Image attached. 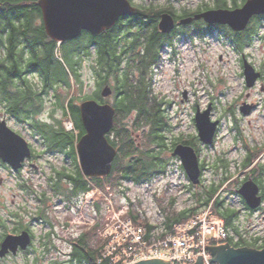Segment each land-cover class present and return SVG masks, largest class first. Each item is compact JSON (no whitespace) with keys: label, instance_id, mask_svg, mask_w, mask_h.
<instances>
[{"label":"trees","instance_id":"16d2710c","mask_svg":"<svg viewBox=\"0 0 264 264\" xmlns=\"http://www.w3.org/2000/svg\"><path fill=\"white\" fill-rule=\"evenodd\" d=\"M39 1L0 0V47L3 50L0 54V113L28 126L33 137L42 140L44 153L64 154L67 160L74 163V171L67 168L61 171L55 169L48 177L47 188L43 191H37L33 184H20L27 196L37 201L38 207L32 215V221L48 227L40 243L45 250L44 254H48L58 249L54 241L57 236L56 217L52 215L49 206L54 198H58L66 210H72L92 184L102 189L106 185L121 187L127 182L137 186L151 184L166 174L169 166V160L163 158L166 149L170 150L180 143L195 146L194 140L181 138L173 142L172 147H168L166 134L172 129L165 115L168 104L158 96H152L150 79L160 67L163 51L175 46L177 34L160 33L159 16L168 12L175 18L182 19L193 16L202 9L196 12L184 10L179 15L174 5L181 0H168L171 6L158 12L139 6L133 16L123 18L114 29L96 37L84 35L62 45V60L57 56L58 43L51 40L45 30ZM246 1L212 0L215 9H230V6L235 9ZM205 8L208 10L210 7L206 5ZM260 24L264 26V16L255 18L243 33L233 32L227 27H220V30L240 53L253 45ZM204 25L202 22L196 23L198 34H204ZM6 30H9L8 36H5ZM189 33L180 31V36H193ZM92 57L94 63L91 69L97 77L99 90L95 97L88 98L97 97L96 100H101L100 93L104 87H100L109 85L110 78L116 83L112 89L117 98L114 105L115 125L108 139L118 153L112 174L104 179L86 178L79 170L75 151V143L85 135V129L79 107L71 96L72 80L79 85L83 84L80 73L82 63ZM262 68L264 74V65ZM49 99L53 100L54 110L49 118H43L41 114ZM58 110L62 112L61 117L57 114ZM67 119L73 121L78 132L77 138L74 133L66 130L64 123ZM136 133L142 135L140 142L137 141ZM221 163L222 168L226 169L225 160H221ZM253 164L248 157L243 167L248 170ZM257 169L264 174V167L258 166ZM230 178L225 177L218 186L212 185L203 190L199 188V191L196 189V206L185 211H174V201L168 208L158 200L164 214V227L168 229L187 221L200 208L216 199L213 212L226 221L230 231L239 234L236 226L238 211L222 209L224 200L218 195ZM131 205L133 206L132 203ZM11 216L15 222V230L27 229L33 234L30 223L27 224L24 220L22 209L12 212ZM130 216L136 223H143L138 212L131 211ZM147 226L152 228L148 223ZM99 227L100 224L92 232L70 237L67 241L70 248L68 264H113L110 259L101 258V242H94L98 238L95 231ZM33 238L35 239L34 234ZM228 241L236 247L253 246L244 239L237 243H233V238ZM37 263L38 260L35 264ZM52 264L63 263L54 260Z\"/></svg>","mask_w":264,"mask_h":264},{"label":"rangeland","instance_id":"374dc122","mask_svg":"<svg viewBox=\"0 0 264 264\" xmlns=\"http://www.w3.org/2000/svg\"><path fill=\"white\" fill-rule=\"evenodd\" d=\"M132 2L136 7L146 6L156 12L171 6L168 0H133ZM206 5L210 7L208 10L215 9L212 0H181L176 2L174 8L181 15L184 10L196 12L202 9L198 13L207 11ZM255 18L259 17H254L251 22ZM180 20L177 21L178 24L175 28L177 32L175 46H170L171 48H166L163 51L160 67L154 71L150 79L152 96L156 95L168 104L165 107V115L169 119L172 129L166 134L167 145L172 147V143L181 138L194 140L195 146H191L196 147L202 165L205 164L203 185L199 186L201 190L212 185L218 186L225 177H231L224 183L218 194L224 200L222 209L230 208L238 211L236 226L239 234L230 231V235L236 242L244 239L248 244L253 245L250 248L262 250L264 248V206L259 212L249 213L245 208L243 198L238 195L237 191L247 181L249 175L261 187L264 185V174L262 170L257 169L258 166L264 167V74L263 80L261 79L255 88L249 89L246 87L243 68L245 58L258 72H262L264 26L259 25L257 38L253 45L239 53L231 44V40L221 32L220 27L222 26L205 24L204 34L200 35L197 32L196 23L201 21L181 25L179 24ZM180 31L191 32L189 34L193 36H180ZM68 49L70 50L71 47ZM57 55L59 59L64 60L60 48ZM93 63V57L82 63L80 73L83 84L79 85L75 80H72L71 96L75 99V104L78 107L87 101L88 97H95L99 90L97 77L91 69ZM65 66L68 67V65ZM115 85V81L110 78L109 88L114 89ZM100 88H103L104 91L107 85ZM96 98L92 99L96 100ZM98 101L103 103L105 100ZM47 102L45 111L41 114L43 118H49L50 113L54 110L53 100L49 99ZM106 102L115 105L117 98L114 92ZM244 103L255 105V108L247 116L240 111ZM210 105L213 108L211 120L219 121L220 126L214 144L204 146L198 139L195 117L198 111L197 107L205 111ZM57 114L61 117L62 112L58 110ZM0 117L5 119L1 121H6L14 132L25 138L35 152V158L30 160L31 163L27 164L26 168L16 176L15 171L12 174L8 169L0 167V182L2 181L0 194L3 196L0 202L4 203L3 207L0 203V215L8 220L12 212L22 209L25 215L24 220L27 224L30 223L35 237L28 254H19L11 259L1 261L0 264H35L36 260H38L37 264H52L54 260L68 264L70 248L67 241L71 236L78 237L84 232L94 231L98 224L100 227L95 231L98 238L94 242L99 244L101 239H105L104 237L107 235L108 245L103 249L102 254H112L115 246H119L118 244L122 241L119 226L124 221L122 219L125 215L123 211H128L130 205L127 196L135 203V209L137 205V208L141 209L145 216L150 214L157 223H160V226L164 222V217L158 200L168 208L174 201L175 204L172 208L177 212L196 206L194 192L196 189L199 191V188L191 185L184 170L181 169L180 161L173 156L174 146L170 150L166 149L163 154V158L169 160L168 174L156 180L151 187L153 191L150 196H147L146 190L142 187L127 182L121 187L106 185L105 189L93 186L96 189L90 190L87 198L83 201L80 200L72 210H66L58 198L49 202L52 215L56 217L57 236L54 241L58 249L44 254L45 250L40 243L43 235L47 233L48 227L32 221V215L38 207L37 201L27 196V192L20 188V184H27V186L33 184L37 191H43L47 188L48 177L55 169L61 171L63 168H67L74 171V163L67 160L64 154L44 153L45 148L42 146V140L33 137L28 126L15 121L4 113H0ZM70 121L71 119L65 120L64 126L67 124L70 128ZM65 128L69 131V128L66 126ZM70 131L76 138L78 137L76 129ZM135 136L140 142L142 135L136 133ZM78 142L75 143V151L79 170L82 171L77 150ZM247 157H250L254 164L245 170L243 165ZM221 160H225L226 169L222 168ZM31 164H35V167ZM156 194L158 200L154 198ZM140 201L143 205L139 206ZM108 224H110L109 227ZM136 224L138 226V223ZM125 225L126 223H123V226ZM13 226L14 222L10 224V230ZM112 230L114 233L110 237L108 232Z\"/></svg>","mask_w":264,"mask_h":264},{"label":"water","instance_id":"95a60500","mask_svg":"<svg viewBox=\"0 0 264 264\" xmlns=\"http://www.w3.org/2000/svg\"><path fill=\"white\" fill-rule=\"evenodd\" d=\"M39 6L48 36L59 44L80 37L83 31L99 36L112 30L122 18L131 17L136 13V8L129 0H40ZM263 15L264 0H247L239 8L207 10L183 18L179 24L187 25L203 20L211 26H228L235 32H244L254 17ZM176 25V20L170 13L160 15L158 28L162 34H171ZM243 67L247 88H254L262 74L245 58ZM111 93V89L107 87L102 95L108 97ZM254 108L253 105L245 104L240 111L247 116ZM79 111L86 131L77 145L82 172L89 178L108 177L112 173L118 153L107 137L114 128L116 109L109 103L100 104L95 100H87L80 105ZM212 111L210 105L204 112L198 110L195 117L199 140L205 146L213 145L220 125L219 121L211 120ZM31 156L27 141L12 131L6 121H1L0 118V160L17 171ZM173 156L180 158L192 184L199 185L202 170L196 150L190 145L180 144L175 148ZM238 193L251 210H257L262 205L260 187L252 178L243 184ZM31 243L32 238L27 231L20 235L8 236L0 249V259L9 253L16 256L19 250L27 251ZM209 251L212 264H264V249L234 248L227 244L210 247ZM199 259L196 264H205L202 258ZM137 264L170 263L154 259Z\"/></svg>","mask_w":264,"mask_h":264},{"label":"built area","instance_id":"2783aa9c","mask_svg":"<svg viewBox=\"0 0 264 264\" xmlns=\"http://www.w3.org/2000/svg\"><path fill=\"white\" fill-rule=\"evenodd\" d=\"M126 212L123 211V214ZM122 219L124 221L119 226L122 241L115 246L112 254H102L101 257L110 259L113 264H135L154 259L171 264H193L199 258L209 264L208 241L220 242L228 238L224 222L212 215L211 208L184 224L173 226L162 238L145 227L136 226L130 219ZM123 223L126 225L123 226ZM113 233V230L108 232V236L112 237Z\"/></svg>","mask_w":264,"mask_h":264},{"label":"flooded vegetation","instance_id":"af4514ba","mask_svg":"<svg viewBox=\"0 0 264 264\" xmlns=\"http://www.w3.org/2000/svg\"><path fill=\"white\" fill-rule=\"evenodd\" d=\"M132 4H133V2H132ZM133 6L134 7H136V5L135 4H133ZM136 9H138V7H136ZM165 13V12H164ZM175 18V17H174ZM176 19V21H178L179 19H177V18H175ZM122 20V19H121ZM120 20V21H121ZM42 21H43V23H44V20L42 19ZM120 21L118 22V24L120 23ZM117 24V25H118ZM116 25V26H117ZM115 26V27H116ZM114 27V28H115ZM113 28V29H114ZM110 31V30H109ZM107 32V31H106ZM105 33V32H104ZM104 33H102V34H104ZM175 33H177L176 32V30H175V32L173 33V34H175ZM8 34H9V30H6L5 31V36H8ZM101 34V35H102ZM84 35H91V36H94L93 34H91L90 32H88V31H83L82 32V34H81V36L78 38V39H80V38H82ZM172 35V34H171ZM100 36V35H99ZM94 37H96V36H94ZM77 40V39H76ZM73 41H75V40H73ZM70 42H72V41H68V42H64L63 43V45L64 44H69ZM168 48H171V47H168ZM166 50V49H165ZM3 53V50H2V48L0 47V54H2ZM101 95H102V93H101ZM104 99V98H103ZM244 104H246V103H244ZM197 109H199V107H197ZM33 158H35V156H34V153H33V157H32V159ZM31 162L30 161H26L25 162V164H24V169L26 168V166H27V164H30ZM0 167H4V168H6V169H8L12 174L14 173V171L11 169V167L8 165V164H6V163H4L2 160H0ZM21 173V171L20 172H15V176L17 175V174H20ZM1 184H2V181L0 182ZM262 195H263V198H264V194L262 193ZM3 198V196L0 194V199H2ZM1 203V202H0ZM243 203H244V201H243ZM2 204V207L4 206V203H1ZM244 205H245V208L247 209V211H249V213H256V212H259L260 210H258V211H250L248 208H247V206H246V204L244 203ZM1 206V205H0ZM5 208V207H4ZM1 211V210H0ZM25 219V218H24ZM13 218L10 216V218L8 219V220H5V219H3V217L0 215V249H1V246H2V243H3V241L7 238V236H9V235H20L25 229H20V230H15L14 229V226H13V228H12V230H10V224L12 223L13 224ZM14 224H15V222H14ZM31 233V232H30ZM32 234V233H31ZM12 258V256L11 255H8L6 258H3V259H0V262L1 261H5V260H7V259H11Z\"/></svg>","mask_w":264,"mask_h":264},{"label":"bare ground","instance_id":"6f19581e","mask_svg":"<svg viewBox=\"0 0 264 264\" xmlns=\"http://www.w3.org/2000/svg\"><path fill=\"white\" fill-rule=\"evenodd\" d=\"M44 24V23H43ZM45 26V25H44ZM46 30V29H45ZM48 35V34H47ZM50 38V37H49ZM79 38V37H78ZM78 38H76V39H78ZM51 39V38H50ZM76 39H73V40H76ZM52 40V39H51ZM73 40H70V41H73ZM54 41V40H53ZM54 42H56V41H54ZM56 43H58V42H56ZM59 44V43H58ZM25 139V138H24ZM178 160L180 161V163L182 164V162H181V160H180V158H178ZM181 169H183L182 167H181ZM184 170V169H183ZM185 172V171H184ZM167 171H166V174H164V175H162V176H160V177H165V176H167ZM241 198H243L240 194H238Z\"/></svg>","mask_w":264,"mask_h":264}]
</instances>
